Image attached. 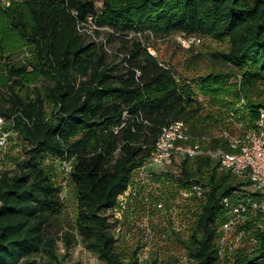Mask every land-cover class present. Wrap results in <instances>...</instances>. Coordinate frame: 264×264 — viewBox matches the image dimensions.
<instances>
[{
    "label": "trees",
    "instance_id": "trees-1",
    "mask_svg": "<svg viewBox=\"0 0 264 264\" xmlns=\"http://www.w3.org/2000/svg\"><path fill=\"white\" fill-rule=\"evenodd\" d=\"M90 26L97 35L108 28L114 35L137 36L120 51V62L112 63L103 43L88 33ZM177 32L227 44L213 54L220 68L178 76L138 37ZM15 41L34 46L31 68L3 64ZM222 65H230L239 82L229 84ZM0 70V86L7 90L0 93V116L11 120L30 146L16 168L0 173V264H38L36 257L43 254L44 264H69L47 232L65 207L49 156L72 162L77 209L73 231L64 235L67 245H72L69 236L79 235L105 264H139L135 254L126 262L117 251L110 230L116 218L107 211L150 157L164 125L184 120L199 135V125L209 130L225 122L224 108L245 97L251 105L246 119L256 127L264 105V0H105L102 12L95 0L13 1L0 5ZM195 80L217 111L201 117ZM213 142L227 145L220 136ZM216 161L209 156L174 159L180 188L192 181L209 187L187 251L198 264H264V232L255 251L221 253L218 240L226 220L221 201L248 182L220 170Z\"/></svg>",
    "mask_w": 264,
    "mask_h": 264
},
{
    "label": "rangeland",
    "instance_id": "rangeland-1",
    "mask_svg": "<svg viewBox=\"0 0 264 264\" xmlns=\"http://www.w3.org/2000/svg\"><path fill=\"white\" fill-rule=\"evenodd\" d=\"M13 1L19 0H0V5L9 6ZM95 3L97 11L102 12L105 0H95ZM100 31H102L101 35H97L94 27H88V33L92 34L91 38L103 43L109 61L118 64L121 58L120 51L131 46L137 35L130 33L127 37L118 36L112 34L108 28ZM180 35L182 33L177 32L168 37L155 34H142L138 37L143 44L150 46V50H155L161 60L174 67L178 71V76L192 78L207 72L209 67L216 70L220 68V63L213 54L225 50L227 44L202 36L196 44L185 47L179 42L180 38H183ZM13 44L14 47L9 49L11 52L3 55V64L12 63L31 68V64L36 62L34 46L20 41H15ZM222 70L228 73L226 81L229 84L239 82L237 72L230 65H222ZM42 83L43 80L39 84ZM192 85L198 94L197 104L200 105L201 117L205 112L217 111L218 106L200 91L201 81L195 80ZM263 89L264 85L260 86V90ZM5 91H7L5 87L0 86V93L3 92L4 95ZM3 102L0 97V107ZM225 109L222 117L225 122L211 124L209 130L199 125L203 132L196 133L226 139L227 134L237 136L252 129L246 119L251 105L245 97H241ZM52 111L53 108L48 107L50 116ZM6 126L11 132L6 146L0 150V173L5 169L16 168L17 163L27 157L26 150L30 148L27 141L12 127L10 121ZM63 162L64 159L48 157V163L55 170L58 184L61 185V197L65 207L63 216L52 220L47 232L56 238V251L60 258L65 257L67 263L105 264L97 253L87 247L79 235L69 236L72 241L71 247L64 238L67 231H73L77 200L76 188L71 183V176L63 168ZM218 168L224 170L220 165ZM177 169L175 163L161 167L141 166L133 173L128 189L118 197L116 207L112 211L116 223L110 230L118 240L117 251L126 262L133 260L135 254L139 264H151L153 261H157V264H198L190 257L186 244L195 228L197 213L203 199L184 195L183 188L176 184ZM218 244L219 247L223 244L226 246L224 251L220 248L222 255L233 256L228 252L225 241L219 239ZM36 259L38 264H44L48 258L43 254Z\"/></svg>",
    "mask_w": 264,
    "mask_h": 264
},
{
    "label": "built area",
    "instance_id": "built-area-1",
    "mask_svg": "<svg viewBox=\"0 0 264 264\" xmlns=\"http://www.w3.org/2000/svg\"><path fill=\"white\" fill-rule=\"evenodd\" d=\"M180 36L183 38L179 42L185 47L196 44L201 38L183 33ZM150 52L157 56L155 50ZM8 121L12 123L0 116V150L9 140ZM214 139L215 136L208 134L194 135L184 120H175L161 128L151 155L142 167L171 165L177 158L209 156L217 160L222 169L248 182L221 201L226 220L220 239L225 241L232 255L255 251L258 249V234L264 232V105L259 109L255 128L237 136L227 134L226 146L214 144ZM63 168L70 175L72 163L64 160ZM182 190L187 197L204 199L209 187L201 181H192ZM115 207L107 213L112 215ZM221 248L224 251L226 246L223 244Z\"/></svg>",
    "mask_w": 264,
    "mask_h": 264
}]
</instances>
